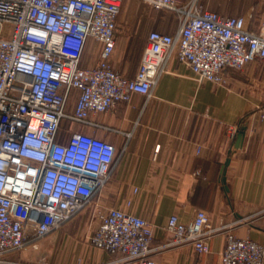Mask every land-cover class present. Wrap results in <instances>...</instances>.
Here are the masks:
<instances>
[{"label": "built area", "instance_id": "2783aa9c", "mask_svg": "<svg viewBox=\"0 0 264 264\" xmlns=\"http://www.w3.org/2000/svg\"><path fill=\"white\" fill-rule=\"evenodd\" d=\"M138 1L175 12L178 26L148 33L128 77L111 61L123 0H0V264L80 214L110 181L116 146L76 126L102 128L92 115L134 94L151 98L171 58L215 86L227 85L230 70L264 64V18L254 30L249 17L220 15L201 0ZM88 48L98 59L83 68ZM166 232L153 246L146 219L111 207L98 214L90 242L113 256L104 264H157L156 254L184 245L208 253L225 232L220 264H264L260 243L212 226L201 209L186 223L170 216Z\"/></svg>", "mask_w": 264, "mask_h": 264}, {"label": "crops", "instance_id": "0c3cea01", "mask_svg": "<svg viewBox=\"0 0 264 264\" xmlns=\"http://www.w3.org/2000/svg\"><path fill=\"white\" fill-rule=\"evenodd\" d=\"M149 32L137 48L138 66ZM128 38L116 34L111 61L119 72ZM90 62L82 58L81 67L93 66ZM226 75V86L201 83L186 65L171 58L151 98L134 94L129 102L92 115L102 128L76 126L118 150L112 177L97 206L146 219L152 225L153 246L167 241L170 216L186 223L201 209L212 226L225 227L264 248V64L252 62ZM77 94L71 91L69 107ZM242 126V143L234 149L236 130ZM81 213L11 254L10 264H104L111 260L112 255L90 242L96 220H85L86 213ZM224 245L225 232L210 240L208 253L184 245L156 254L154 259L157 264H220Z\"/></svg>", "mask_w": 264, "mask_h": 264}, {"label": "rangeland", "instance_id": "374dc122", "mask_svg": "<svg viewBox=\"0 0 264 264\" xmlns=\"http://www.w3.org/2000/svg\"><path fill=\"white\" fill-rule=\"evenodd\" d=\"M200 3L205 9L223 16L249 17L250 27L254 30L257 29L264 18V0H201ZM177 26L178 16L173 11L152 10L138 0H123L117 18V33L118 35H126L129 38L128 52L121 64V73L130 76L138 67L139 56L137 48L145 33L154 30L171 33ZM129 27L131 29H128ZM96 58L97 55L95 52L93 53V49L88 48L83 60H89L92 65H95L97 63ZM96 202H98V198L81 213V215L86 213L85 220H98V214L106 211L100 206H95L94 203Z\"/></svg>", "mask_w": 264, "mask_h": 264}, {"label": "water", "instance_id": "95a60500", "mask_svg": "<svg viewBox=\"0 0 264 264\" xmlns=\"http://www.w3.org/2000/svg\"><path fill=\"white\" fill-rule=\"evenodd\" d=\"M244 134H245V127L244 126L238 127L236 130V138L233 142V148L234 149H238L240 147L242 140H243V137H244ZM223 181H224V178H223Z\"/></svg>", "mask_w": 264, "mask_h": 264}]
</instances>
